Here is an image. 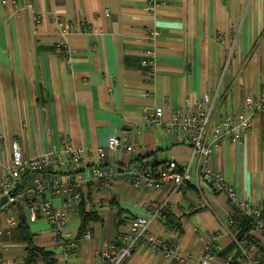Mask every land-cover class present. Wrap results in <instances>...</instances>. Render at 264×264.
<instances>
[{
	"label": "crops",
	"instance_id": "1",
	"mask_svg": "<svg viewBox=\"0 0 264 264\" xmlns=\"http://www.w3.org/2000/svg\"><path fill=\"white\" fill-rule=\"evenodd\" d=\"M149 1L0 0V177L12 168L16 142L26 161L50 154L66 161L65 144L88 153L86 163L70 171L44 170L45 178L57 176L62 185L58 194L46 190L40 198L63 210L60 231L41 216L28 222L34 246L55 264H92L96 251L123 247L138 216L151 220V235L178 245L186 264L198 263L207 245L216 254L213 264H227L235 255L236 207L202 182L199 158L192 162L184 193L174 192L170 183L160 190L135 189L120 172H159L169 162L189 163L190 149L171 128L185 100L219 89L221 111L238 121L244 99L264 94V0H162L147 9ZM56 20L79 27L66 42L73 54L68 65L56 50ZM149 30L158 32L151 42ZM149 53L156 59L152 82L145 81L141 66ZM156 110L163 112L160 122L144 124L143 116ZM251 122L242 141H224L211 167L225 175L240 199L260 209L264 113L254 114ZM110 136L134 141L136 152L110 150ZM92 170L109 177L77 185ZM81 204L94 215L84 227ZM21 213L19 207L0 209V264L25 263L28 244L12 235ZM251 236L264 245L263 235ZM34 264L46 263L38 256ZM125 264L179 263L140 242Z\"/></svg>",
	"mask_w": 264,
	"mask_h": 264
},
{
	"label": "built area",
	"instance_id": "2",
	"mask_svg": "<svg viewBox=\"0 0 264 264\" xmlns=\"http://www.w3.org/2000/svg\"><path fill=\"white\" fill-rule=\"evenodd\" d=\"M159 3H162V0H150L147 9L154 8ZM28 7L32 9V5ZM35 20L37 23L40 22V16L36 15ZM56 25L60 31V42L57 48L61 50L63 60L68 65L73 61V54L68 50L66 42L71 34L79 32V27L60 20H56ZM157 36L156 30H149L146 34L149 42L155 40ZM141 66L144 70L145 81L152 82L156 67L154 54L149 53ZM221 102L222 94L219 89H216L197 101L185 100L183 107L175 112L171 128L176 132L181 145L191 151V158L187 165L181 167L176 162H169L159 172L135 169L125 173L120 172V174L129 175L131 186L135 189L160 190L170 183L173 185L174 192L184 193L191 184L192 162L199 158V175L202 182L210 184L217 193L225 195L241 214L251 218L256 225V232L264 236V220L261 210L240 199L225 179V175L211 167L212 159L221 151L224 141L227 138L242 141L251 128L253 115L264 113V94L258 100L252 97L244 99L243 116L238 121L233 114L221 111ZM162 117L163 112L156 110L154 113L145 114L142 121L146 125L154 126L160 122ZM64 146L68 155L66 161L57 154L37 156L26 161L21 154L18 142L14 143L12 168L0 177V201L4 197L7 198V202L0 209L9 212L12 208L19 207L28 222H36L41 216L53 223L55 232H59L60 224L66 221L63 210L54 209L49 202L42 201L40 198L46 190L53 195L58 194L62 190V185L57 176L45 178L42 172L45 169H51L59 173L61 168L70 171L85 164L88 158V153L83 148H74L69 144ZM108 148L116 152L134 153L137 150V144L124 137L110 136ZM27 173L34 174L31 186L23 192L16 193L22 176ZM108 177L109 174L105 171L92 170L91 177L78 181L77 185L90 181L92 178L105 181ZM75 200L80 201V197L75 196ZM150 223L151 220L143 216L132 219L128 232L122 238L124 246L118 247L112 244L106 249L96 251L92 264H125L140 242L167 259L186 264L178 245L150 234ZM86 237L89 238L90 234L87 233ZM249 248L255 251L257 245L250 243ZM215 259L213 246L207 245L202 259L192 264H213Z\"/></svg>",
	"mask_w": 264,
	"mask_h": 264
},
{
	"label": "trees",
	"instance_id": "3",
	"mask_svg": "<svg viewBox=\"0 0 264 264\" xmlns=\"http://www.w3.org/2000/svg\"><path fill=\"white\" fill-rule=\"evenodd\" d=\"M56 50L61 52V50L58 48ZM49 171H50L49 174L57 175V173L54 172L53 170H49ZM42 173L45 174L44 171ZM33 176H34L33 173H27L26 175H24L19 185L17 186L16 193L23 192L26 188H28V185L33 179ZM260 210L262 212L263 220H264V200L261 204ZM80 214L82 217L83 227L84 225L86 226L87 223H89L91 220L94 219V215L87 213L85 211L84 204L80 205ZM166 216L169 219V221H171V223L176 224V221L171 215L166 214ZM231 224L233 225L234 228H236V234H235L236 236H235V244H234L236 250H235V255L231 259L226 260V263L227 264H264V245L260 244L251 236V233L253 231H256V225L251 220V218H249L244 214H241L236 208V214L234 215ZM12 235L14 236L15 239H18L28 244L26 250L27 255L24 264H34L38 256H41L46 264H55L49 253H46L44 250L34 246L33 234L30 230V226L27 219L22 213L20 215V222L16 227V229L12 232ZM250 243H255L257 245V250L255 251L250 250L249 248Z\"/></svg>",
	"mask_w": 264,
	"mask_h": 264
},
{
	"label": "water",
	"instance_id": "4",
	"mask_svg": "<svg viewBox=\"0 0 264 264\" xmlns=\"http://www.w3.org/2000/svg\"><path fill=\"white\" fill-rule=\"evenodd\" d=\"M7 202V198L6 197H4L2 200H1V206H3L5 203Z\"/></svg>",
	"mask_w": 264,
	"mask_h": 264
}]
</instances>
